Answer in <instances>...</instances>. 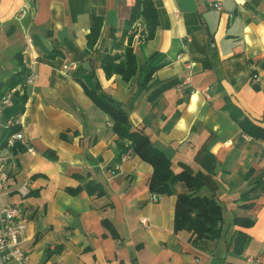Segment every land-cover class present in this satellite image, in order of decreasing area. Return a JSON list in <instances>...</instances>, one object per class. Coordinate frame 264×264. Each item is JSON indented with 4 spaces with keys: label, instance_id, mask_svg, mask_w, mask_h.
I'll list each match as a JSON object with an SVG mask.
<instances>
[{
    "label": "crops",
    "instance_id": "crops-1",
    "mask_svg": "<svg viewBox=\"0 0 264 264\" xmlns=\"http://www.w3.org/2000/svg\"><path fill=\"white\" fill-rule=\"evenodd\" d=\"M137 1L0 0V84L19 70L17 53L38 73L21 112L15 93L0 106V142L9 118L23 135L3 147L0 169L8 176L3 201L28 217L26 264H264V141L239 125L248 119L264 128V0H151L157 25L149 39L141 17L139 32L123 34ZM129 36L145 71L106 76L101 56L123 54ZM85 86L118 101L173 171L206 173L211 161L218 239L195 245L188 231H174L176 195L151 199V165L130 148L120 159L112 121ZM24 183L29 193L20 196ZM249 189L252 197L240 200ZM235 215L252 224L237 225ZM239 231L248 236L241 252Z\"/></svg>",
    "mask_w": 264,
    "mask_h": 264
},
{
    "label": "trees",
    "instance_id": "trees-1",
    "mask_svg": "<svg viewBox=\"0 0 264 264\" xmlns=\"http://www.w3.org/2000/svg\"><path fill=\"white\" fill-rule=\"evenodd\" d=\"M140 17L146 23L145 29L141 33L145 39L151 38L157 25V16L151 0H138L134 4L125 22L123 34H126L129 30L131 31L134 23ZM130 37H128V44L123 54L104 53L101 56L100 66L106 76L117 74L123 80H129L131 77L145 71V65L138 61L133 52ZM14 62L19 67V70L0 84V100L9 90L24 81L26 67L18 53L14 56ZM151 74L152 70H146L141 86L144 87L148 84ZM23 89L22 93L15 92L16 112H21L24 107L26 88ZM98 89L99 87L97 86L92 89L85 86V93L109 115L112 121V130L117 136L120 156L127 148L132 149L141 160L149 163L152 167L148 183L149 190L157 194L176 195L173 221L174 231H188L191 235L190 240L195 245L218 239L221 233L223 218L222 207L214 197L212 185L210 186V182L212 181L211 161L208 160L207 163L204 162L203 164L207 169L206 173L202 171L193 172L188 167H184L178 172L173 171L171 160L153 145L147 132L143 128L132 127L123 106L118 101L98 92ZM239 125L246 135L260 138L264 141V128L257 126L248 119L239 121ZM17 131L18 127L16 124L6 128L4 130L3 145L6 138ZM257 183L263 187L262 181L258 180ZM90 185L94 184L89 182L88 186ZM177 185L182 187L180 192L176 191ZM204 188L208 190V194L202 193V189ZM262 190H264V187ZM252 191L253 189L247 190L239 199L242 201L249 200L252 197L249 193ZM247 206L248 204H244V207ZM233 222L242 227H248L252 224L250 218L238 217L236 215L233 218ZM104 224L108 226L106 221H104ZM247 241V234L239 231L234 240L235 250L241 252Z\"/></svg>",
    "mask_w": 264,
    "mask_h": 264
},
{
    "label": "built area",
    "instance_id": "built-area-1",
    "mask_svg": "<svg viewBox=\"0 0 264 264\" xmlns=\"http://www.w3.org/2000/svg\"><path fill=\"white\" fill-rule=\"evenodd\" d=\"M220 8L219 6H217ZM29 42V40H28ZM26 67V75L24 81L19 84L20 87L27 88L32 85L37 77L38 73L35 68V63L29 61L24 63ZM74 63L66 64L62 66V70L72 68ZM16 92L15 88L9 90L0 100V106H9L12 101V96ZM17 121L13 118H9L5 122V127L8 128ZM23 135L21 132H14L10 134L3 145L0 142V164L4 161L3 147L12 148L16 142H22ZM27 150L33 153V148L28 146ZM127 153L121 155V160L126 159ZM116 166L115 168H117ZM8 176L7 173L0 169V264H5L8 261L15 260L20 264H26L27 252L23 248L22 243L25 233L28 227V217L18 203H8L3 201V196L6 194ZM17 192L20 196H26L29 193V187L27 184H22L18 187ZM158 198L157 193L151 195V199L156 201ZM141 222L146 224V219L142 218ZM56 264V263H50Z\"/></svg>",
    "mask_w": 264,
    "mask_h": 264
},
{
    "label": "water",
    "instance_id": "water-1",
    "mask_svg": "<svg viewBox=\"0 0 264 264\" xmlns=\"http://www.w3.org/2000/svg\"><path fill=\"white\" fill-rule=\"evenodd\" d=\"M83 66L87 69V68H91L93 66V61L91 58H88L86 61L83 62Z\"/></svg>",
    "mask_w": 264,
    "mask_h": 264
},
{
    "label": "rangeland",
    "instance_id": "rangeland-1",
    "mask_svg": "<svg viewBox=\"0 0 264 264\" xmlns=\"http://www.w3.org/2000/svg\"><path fill=\"white\" fill-rule=\"evenodd\" d=\"M135 32H139V31L137 30V27L132 29L131 35H134ZM141 32H142V31H141ZM120 158H121V156H120Z\"/></svg>",
    "mask_w": 264,
    "mask_h": 264
}]
</instances>
